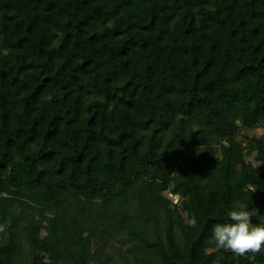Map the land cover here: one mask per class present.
Listing matches in <instances>:
<instances>
[{
    "label": "trees",
    "instance_id": "trees-1",
    "mask_svg": "<svg viewBox=\"0 0 264 264\" xmlns=\"http://www.w3.org/2000/svg\"><path fill=\"white\" fill-rule=\"evenodd\" d=\"M258 129L264 0H0V264H264Z\"/></svg>",
    "mask_w": 264,
    "mask_h": 264
},
{
    "label": "clouds",
    "instance_id": "clouds-1",
    "mask_svg": "<svg viewBox=\"0 0 264 264\" xmlns=\"http://www.w3.org/2000/svg\"><path fill=\"white\" fill-rule=\"evenodd\" d=\"M260 162H256L257 168ZM256 189H251L255 192ZM259 210L249 207L247 203L239 202L228 213L231 222L216 223L212 227V242L219 249L231 251L236 256L259 255L264 253V226L253 225L251 217L257 216ZM11 226V220L0 223V233H4Z\"/></svg>",
    "mask_w": 264,
    "mask_h": 264
},
{
    "label": "rangeland",
    "instance_id": "rangeland-1",
    "mask_svg": "<svg viewBox=\"0 0 264 264\" xmlns=\"http://www.w3.org/2000/svg\"><path fill=\"white\" fill-rule=\"evenodd\" d=\"M254 133H255L256 135L260 136V135L264 134V130L258 129V130H256V131H254ZM257 169L261 170V167L258 166ZM169 198L172 199L174 202H176V201H175V200H176L175 198H172L171 196H170Z\"/></svg>",
    "mask_w": 264,
    "mask_h": 264
}]
</instances>
